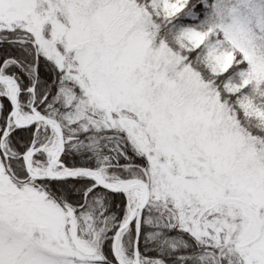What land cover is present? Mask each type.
<instances>
[{
  "label": "snow or ice",
  "instance_id": "snow-or-ice-1",
  "mask_svg": "<svg viewBox=\"0 0 264 264\" xmlns=\"http://www.w3.org/2000/svg\"><path fill=\"white\" fill-rule=\"evenodd\" d=\"M0 264H264V0H0Z\"/></svg>",
  "mask_w": 264,
  "mask_h": 264
}]
</instances>
